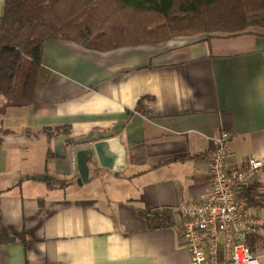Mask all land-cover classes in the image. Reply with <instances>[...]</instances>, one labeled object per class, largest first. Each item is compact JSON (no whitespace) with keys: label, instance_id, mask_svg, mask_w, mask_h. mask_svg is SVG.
<instances>
[{"label":"crops","instance_id":"0c3cea01","mask_svg":"<svg viewBox=\"0 0 264 264\" xmlns=\"http://www.w3.org/2000/svg\"><path fill=\"white\" fill-rule=\"evenodd\" d=\"M42 64L38 101L1 114L0 264H191L175 207L207 196L212 138L227 133L230 170L264 159V33L108 51L49 38ZM109 138L121 169L78 184L69 152ZM245 192L264 217V174Z\"/></svg>","mask_w":264,"mask_h":264},{"label":"trees","instance_id":"16d2710c","mask_svg":"<svg viewBox=\"0 0 264 264\" xmlns=\"http://www.w3.org/2000/svg\"><path fill=\"white\" fill-rule=\"evenodd\" d=\"M3 1L0 115L7 107L38 101L50 74L42 64L43 43L49 38L108 51L182 35L264 33V0ZM5 239L0 230V242Z\"/></svg>","mask_w":264,"mask_h":264},{"label":"built area","instance_id":"2783aa9c","mask_svg":"<svg viewBox=\"0 0 264 264\" xmlns=\"http://www.w3.org/2000/svg\"><path fill=\"white\" fill-rule=\"evenodd\" d=\"M227 136L221 132L212 138L207 196L181 200L175 207L182 215L180 237L191 264H260L264 257V217L251 215L242 197L263 178L264 159L249 158L230 170Z\"/></svg>","mask_w":264,"mask_h":264},{"label":"water","instance_id":"95a60500","mask_svg":"<svg viewBox=\"0 0 264 264\" xmlns=\"http://www.w3.org/2000/svg\"><path fill=\"white\" fill-rule=\"evenodd\" d=\"M69 161L73 172H78L77 183H87L91 179L90 170L98 172L107 167L112 172L120 168L123 153L116 138L97 141L86 148L69 152Z\"/></svg>","mask_w":264,"mask_h":264},{"label":"rangeland","instance_id":"374dc122","mask_svg":"<svg viewBox=\"0 0 264 264\" xmlns=\"http://www.w3.org/2000/svg\"><path fill=\"white\" fill-rule=\"evenodd\" d=\"M1 105H4V99H3V97L2 96H0V106ZM12 109H14L15 110V108H12ZM3 121V116L1 115L0 116V126H1V122ZM8 133H6V132H0V138H2L3 139V137L5 136V135H7Z\"/></svg>","mask_w":264,"mask_h":264}]
</instances>
